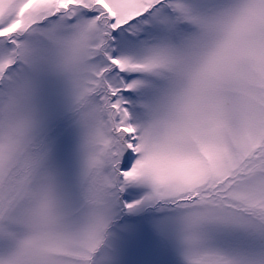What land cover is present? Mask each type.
Here are the masks:
<instances>
[{
	"label": "snow or ice",
	"instance_id": "6c2138e0",
	"mask_svg": "<svg viewBox=\"0 0 264 264\" xmlns=\"http://www.w3.org/2000/svg\"><path fill=\"white\" fill-rule=\"evenodd\" d=\"M0 264H264V0H0Z\"/></svg>",
	"mask_w": 264,
	"mask_h": 264
}]
</instances>
